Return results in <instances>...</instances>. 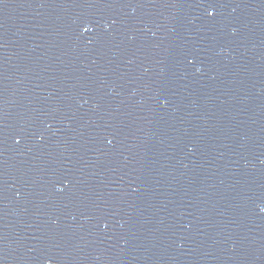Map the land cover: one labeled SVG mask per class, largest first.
I'll use <instances>...</instances> for the list:
<instances>
[{
	"label": "water",
	"instance_id": "95a60500",
	"mask_svg": "<svg viewBox=\"0 0 264 264\" xmlns=\"http://www.w3.org/2000/svg\"><path fill=\"white\" fill-rule=\"evenodd\" d=\"M0 264H264V0H0Z\"/></svg>",
	"mask_w": 264,
	"mask_h": 264
},
{
	"label": "snow or ice",
	"instance_id": "6c2138e0",
	"mask_svg": "<svg viewBox=\"0 0 264 264\" xmlns=\"http://www.w3.org/2000/svg\"><path fill=\"white\" fill-rule=\"evenodd\" d=\"M201 6H205L206 15L211 19L214 18V13L216 11V7L219 4V0H199ZM84 27V32H88L91 30L90 22H86Z\"/></svg>",
	"mask_w": 264,
	"mask_h": 264
}]
</instances>
